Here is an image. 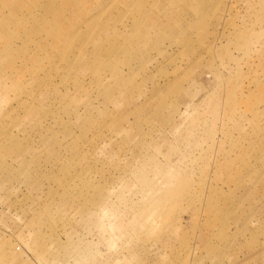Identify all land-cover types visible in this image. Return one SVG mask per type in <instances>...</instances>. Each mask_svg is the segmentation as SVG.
<instances>
[{"label": "rangeland", "instance_id": "1", "mask_svg": "<svg viewBox=\"0 0 264 264\" xmlns=\"http://www.w3.org/2000/svg\"><path fill=\"white\" fill-rule=\"evenodd\" d=\"M0 264H264V0H0Z\"/></svg>", "mask_w": 264, "mask_h": 264}]
</instances>
